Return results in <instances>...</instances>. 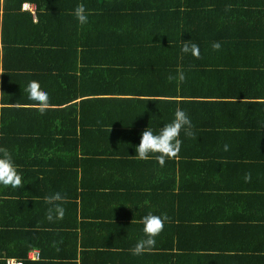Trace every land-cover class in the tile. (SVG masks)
Returning <instances> with one entry per match:
<instances>
[{
	"label": "trees",
	"instance_id": "obj_1",
	"mask_svg": "<svg viewBox=\"0 0 264 264\" xmlns=\"http://www.w3.org/2000/svg\"><path fill=\"white\" fill-rule=\"evenodd\" d=\"M26 2L36 5L35 12L21 11ZM231 3L0 0V147L11 153L21 178L17 188L0 187V264L11 259L22 264H204L210 255L220 256L219 264L238 259L264 264V217L255 213L260 205L242 195L243 209L231 213L237 220L229 244L236 248L214 252L220 246L206 230L208 217L227 206L220 196L233 178L224 170L210 177L204 164L200 173L193 171L195 163L216 156L226 162L227 153L211 152L206 140L221 145L235 126L242 127L252 131L248 139L258 145L236 160L256 173L250 179L254 186L247 188L253 194L264 190V13L250 12L259 23L253 30L233 26L217 13ZM77 4L88 14L84 25L72 14ZM215 42L218 50L212 48ZM185 43L198 46V58L180 51ZM9 72L26 77L25 86L48 80V92L43 88L47 109L63 122L47 130L48 137L21 124L15 93L26 95L25 87L10 80ZM66 101L72 104H55ZM177 108L189 117L191 135L181 130L179 151L163 166H174L181 183L174 180L172 186L165 177L153 189L133 184L135 196L149 195L136 215L133 194L122 191L117 178L101 184L108 177L87 168H96L104 149L114 150V138L136 146L143 130L170 123ZM70 125L79 131L70 132ZM116 152L105 155L114 159ZM133 155L125 151L121 161L137 168L161 166L155 156L138 160ZM56 192L63 200L47 203L45 198ZM54 204L63 208L62 219L55 218ZM148 213L162 218L163 229L153 247L133 255L131 249L144 239L141 217ZM242 217L250 220L248 230Z\"/></svg>",
	"mask_w": 264,
	"mask_h": 264
},
{
	"label": "crops",
	"instance_id": "obj_2",
	"mask_svg": "<svg viewBox=\"0 0 264 264\" xmlns=\"http://www.w3.org/2000/svg\"><path fill=\"white\" fill-rule=\"evenodd\" d=\"M233 3L227 6H222L217 9V13L221 15L228 24L237 26V25H249L252 27V30L254 29V26L259 25L257 22V19H255L254 16L250 12H263L264 13V0H232ZM262 3V4H260ZM209 5L210 10H213L214 8ZM1 44V42H0ZM65 66H67L65 64ZM68 67V66H67ZM67 72H70L67 71ZM67 72H64V74H67ZM5 75H10V80L13 81L15 78V83L17 86H21L22 88L25 87V82L28 80L24 76H17L13 72L6 73ZM40 82V80H38ZM51 84L54 85V87L59 88L57 84H59L56 80L50 81ZM40 87L43 90V88L47 91L45 87L48 86V80H42L40 82ZM62 85H68V84H62ZM24 90V89H23ZM48 92V91H47ZM52 101H55L56 95L50 93ZM23 97V98H22ZM15 105L17 108H19L22 112V121L21 124H24L26 131L35 133L37 130H40V132H43L45 137H48L51 127L57 126L59 124L61 126V123H58L55 121L53 115L56 113V111L48 110L41 114L36 110V106L32 101H30L26 95H16L15 93ZM74 100V99H73ZM72 100V102H74ZM77 99V101H79ZM71 101H66L64 103H55L56 105H60L63 107H69L70 104H72ZM49 106V105H48ZM60 112V111H58ZM105 118V116L100 117V119ZM107 119H110L107 116ZM67 124H70L69 122L65 121ZM122 122V121H121ZM70 129V132L74 129L72 125L68 127ZM242 127L235 126L232 131L229 132V138L228 140H223L221 142V145H217V143H212L210 141V138H208L206 141L210 145V148L212 149L211 152L219 154V152L227 153V161L224 163H221L217 160V156L213 158L208 163H195L194 170L195 173H200L203 169V164L206 165V170H210L208 175L210 177L217 176L218 172L220 170H224L226 174L232 175V180L230 182L227 181V183L224 185L223 189V195L220 196L225 199L226 202H228L227 206L224 208L223 211L221 210H214L211 212L210 216L208 217L209 220H211V223L208 224L209 228L207 227L206 230H209V232L212 234L211 237H214L215 242L214 244L219 245L220 247H217L214 252H219L220 248H236V246H233L229 244V240L231 237L234 236L233 230H236V220L237 216L234 215L235 209H243L245 205V201L243 200L242 195H247L252 197V199L255 200L257 206L261 208L260 212H255L257 214V218L264 217V190L258 191L257 193L253 194L250 189L247 187H253L254 182L251 179L256 173L254 172V169L249 168L248 163H240L236 160V158H239L243 156L245 153L249 154V150L252 149L255 151L257 149L258 144H252L253 141H249L248 136L251 135V130H240ZM79 129V128H77ZM76 129V130H77ZM79 131V130H77ZM39 132V133H40ZM69 132V133H70ZM191 134H189L190 136ZM194 139H196L195 136H192ZM111 138V137H110ZM113 138V136H112ZM113 144L115 146L114 150L111 149H104L102 153L105 152V154L109 151H117L114 159L108 158L105 154L98 155V160L96 162V168H87V171L90 173H95L98 176L102 178L108 179H101L98 181V183L101 184H107L112 183L116 178L118 179V185L120 186L122 191L127 192L128 194H133V192L130 190V187L133 186V184L136 185H144L148 187L149 189H153V187L158 184L162 183L166 178H168L167 181L168 184H174V180H177V184L179 185L181 182L178 180L180 175L174 170V166H147L146 168H137L125 165L121 160L124 156L125 151H135V146L132 145L129 146L124 141H115V138L113 140ZM226 146V147H225ZM221 163V164H219ZM223 165V166H222ZM165 167V170L163 169ZM223 167V168H222ZM247 168L245 172H239L240 169ZM247 177V179H245ZM181 178V177H180ZM187 179V177H185ZM151 181H155L154 184H150ZM173 181V182H172ZM92 183V181H90ZM117 184V183H115ZM115 184H113L115 186ZM196 186V185H195ZM191 186V187H195ZM145 190V189H143ZM146 192V191H145ZM177 192V190H176ZM209 194V193H207ZM149 196L147 193H142L139 195H134L132 200L134 203H132V206L135 208V214L138 213V207L141 206V202L144 201V197ZM150 198V197H149ZM215 198V197H214ZM151 199V198H150ZM233 213V214H231ZM246 221V230H248L249 221L247 218L242 217ZM264 219V218H263ZM258 224V223H257ZM264 230L263 228H261ZM198 233L200 235V230H198ZM191 238L193 239L192 235ZM209 238V240H210ZM211 242V241H209ZM247 248H249L247 246ZM176 252H181V250L177 247L174 249ZM250 250V248H249ZM249 254V252L247 253ZM257 256V255H255ZM212 261H214V264H219L222 259L220 256L217 255H210L207 257L204 264H212ZM248 263L245 262V260L238 259V262L236 264H255L256 261L253 260H247ZM261 262V260L257 261Z\"/></svg>",
	"mask_w": 264,
	"mask_h": 264
},
{
	"label": "clouds",
	"instance_id": "obj_3",
	"mask_svg": "<svg viewBox=\"0 0 264 264\" xmlns=\"http://www.w3.org/2000/svg\"><path fill=\"white\" fill-rule=\"evenodd\" d=\"M24 10L35 12L36 5L26 2L24 5H21V11ZM72 14L78 24L84 25L88 22V14L83 4H77ZM212 48L218 50L220 48L219 42L213 43ZM180 51L185 54H191L197 58L199 56V49L196 44L189 45L185 43ZM167 79L171 82L174 77L169 75ZM175 79H177L178 82L183 81V73L179 72ZM24 92L27 93L28 99L34 103L36 110L43 114L48 107V95L41 89L39 82L35 80L29 81L24 88ZM190 127L191 121L189 117L183 110L177 108L170 123L164 124L158 130H152L147 127L142 131L140 142L135 146V155L133 156L138 160H146L151 156H155L157 162L163 166L165 158L172 159L177 155L181 145V140L179 139L181 130L184 131L185 135H188V129ZM245 179H247V177H245ZM20 183L21 178L17 172L11 153L7 148L0 147V187L17 188L20 186ZM62 200L63 197L59 192L45 198V201L49 204ZM54 210L55 218L57 220L62 219L63 208L59 204H54ZM52 211L53 209H49L48 211L47 219L49 221L53 219ZM141 224L144 239L139 240L131 249L133 255H141L144 251L153 247L155 244V237L164 226L162 218L152 213L142 216ZM11 260L19 261L17 259Z\"/></svg>",
	"mask_w": 264,
	"mask_h": 264
},
{
	"label": "built area",
	"instance_id": "obj_4",
	"mask_svg": "<svg viewBox=\"0 0 264 264\" xmlns=\"http://www.w3.org/2000/svg\"><path fill=\"white\" fill-rule=\"evenodd\" d=\"M38 256H36V255H32V258H37ZM8 264H22L21 262H19V261H15V260H10L9 262H8Z\"/></svg>",
	"mask_w": 264,
	"mask_h": 264
}]
</instances>
